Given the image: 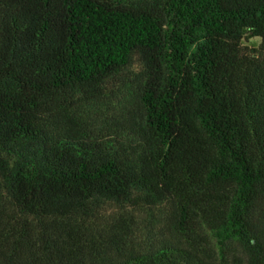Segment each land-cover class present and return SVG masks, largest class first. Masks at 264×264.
<instances>
[{"label":"trees","instance_id":"obj_1","mask_svg":"<svg viewBox=\"0 0 264 264\" xmlns=\"http://www.w3.org/2000/svg\"><path fill=\"white\" fill-rule=\"evenodd\" d=\"M0 264H264V0H0Z\"/></svg>","mask_w":264,"mask_h":264}]
</instances>
